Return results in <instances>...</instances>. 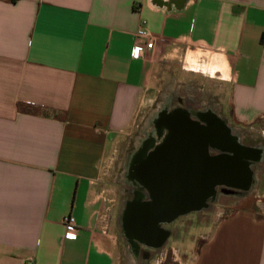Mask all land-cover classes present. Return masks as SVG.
Segmentation results:
<instances>
[{
  "label": "crops",
  "instance_id": "obj_1",
  "mask_svg": "<svg viewBox=\"0 0 264 264\" xmlns=\"http://www.w3.org/2000/svg\"><path fill=\"white\" fill-rule=\"evenodd\" d=\"M261 37L264 0H0V264H119L103 175L157 72L222 73L227 122L264 127ZM253 191L201 208L174 264H264V176Z\"/></svg>",
  "mask_w": 264,
  "mask_h": 264
},
{
  "label": "flooded vegetation",
  "instance_id": "obj_2",
  "mask_svg": "<svg viewBox=\"0 0 264 264\" xmlns=\"http://www.w3.org/2000/svg\"><path fill=\"white\" fill-rule=\"evenodd\" d=\"M188 100V97L178 93L169 95L163 105L165 113L186 112L189 121L207 127L210 131L215 130V124L211 118V114H215V111L209 108L211 106H205L203 110H200V108H195V103L190 104L193 99L192 102ZM216 113L227 126L225 117ZM185 122V119L181 117L166 119L164 113L158 116L154 121L158 131L156 138L144 139L131 157L128 167L132 181L129 189L131 205L126 210L127 217L124 218L123 233L128 237L137 260L139 254H141V259L150 260L165 242L164 240L156 245L152 236L140 240L138 237L139 207L159 206L160 220L153 223L152 229L161 230L171 236L173 230L167 225L181 216L194 213L198 215L201 208H208L210 200L215 199L217 194L215 188L232 190L224 182L217 183L213 191L205 196L200 206V189L210 187L213 183L212 165L208 162L206 168L207 160L203 161L199 142L194 135L187 133L188 124ZM221 139L220 133L219 142L222 141ZM256 151L259 156L256 159H250L253 167L264 161V147H259ZM221 153L226 154L224 151L217 150L209 140L205 154L207 159ZM249 168L252 171L250 166ZM233 190L238 191L239 189L236 187Z\"/></svg>",
  "mask_w": 264,
  "mask_h": 264
},
{
  "label": "rangeland",
  "instance_id": "obj_3",
  "mask_svg": "<svg viewBox=\"0 0 264 264\" xmlns=\"http://www.w3.org/2000/svg\"><path fill=\"white\" fill-rule=\"evenodd\" d=\"M197 62L201 66H210L211 64L207 60L198 59ZM174 66L175 65L168 66V64L162 65L161 69L157 72V77H154V82L149 85L143 103L140 105L132 123L124 134V139L121 140L117 146V151L111 160L107 162L108 167L103 175L104 181L101 187L106 193L108 203L113 204L115 222L119 226L117 232L119 264H154V262H159L160 257H164L163 253L165 248H169V253H167V257L164 259L163 264L180 262V260L184 258L182 254L188 252L190 247L196 243L195 239L199 231L206 228V226L199 223L196 213L177 218L168 225L173 229L174 233L169 237L166 244H163L148 261L142 260L140 258L141 254H139L138 260L135 258L128 237L122 232L125 211L131 205V203H129V189L132 181L130 180L128 172L130 160L134 151L141 145L144 139L156 138L158 131L154 121L158 116L166 112L163 107L166 98L169 95L178 93L188 97V101L193 99V102L191 101L192 103H189H195V108L203 110V107L210 105L211 107L209 108L215 111L216 115V112L223 115V110H221L224 108L223 97L218 93V85L223 82V79L216 78L217 76L221 77L222 73H216L218 75L215 77L216 74L212 76L201 70L191 71L186 68L183 69L182 66ZM225 112L227 113L226 107ZM227 127L230 130V134L235 137V140L241 145L256 148L257 150L259 147H264V127L262 124H257L249 128L243 126L238 127L235 124H229L227 122ZM222 142L223 144H217V150L230 153L226 140H222ZM249 166L252 168V171H250L251 182L245 192L230 193L228 190L221 189V191L224 192L222 193L218 188L219 190L217 189L218 192L214 201V203L216 202L215 205L218 207L212 205L211 207L205 208V211L209 210L212 213L216 211L217 215L220 216L228 213L233 207L229 208L226 204L230 201L237 200L240 196L245 195L247 192L250 193L257 188V183H259L262 176H264V162L261 164L258 163L253 167L251 165V160H249ZM261 189L262 188H260L259 191H262ZM253 193L255 192L253 191ZM171 248H173V253H171Z\"/></svg>",
  "mask_w": 264,
  "mask_h": 264
},
{
  "label": "water",
  "instance_id": "obj_4",
  "mask_svg": "<svg viewBox=\"0 0 264 264\" xmlns=\"http://www.w3.org/2000/svg\"><path fill=\"white\" fill-rule=\"evenodd\" d=\"M166 119L181 117L185 119V123L188 125L187 133L194 135L199 142V150L203 161H206V168L208 167L207 163L210 162L212 165V181L210 187H205L200 189L201 199L200 206H202L204 198L206 195L213 191V187L217 183H225L226 186L232 188L231 192L244 193L246 188L251 182V170L249 168V160L256 159L258 151L255 148L247 147L241 145L235 140L230 134V130L227 126L224 125L223 121L216 114H211V118L215 124V130H208L207 127L199 125L196 122L189 121L188 115L186 112H174V113H164ZM221 129V130H220ZM219 131H221V140H226L227 147L230 150V153L219 154L210 157H206V146L209 140L211 144L215 147H218L217 144H223L219 142ZM210 137H212L210 139ZM253 153L257 155H253ZM239 189L235 191L233 189ZM229 191V190H228ZM160 207L157 205H143L139 207V226L140 231H138V237L140 240H145L147 237H154V244H160L167 237V234L158 229H152L153 223H156L160 220ZM124 217H127L125 211Z\"/></svg>",
  "mask_w": 264,
  "mask_h": 264
},
{
  "label": "built area",
  "instance_id": "obj_5",
  "mask_svg": "<svg viewBox=\"0 0 264 264\" xmlns=\"http://www.w3.org/2000/svg\"><path fill=\"white\" fill-rule=\"evenodd\" d=\"M136 37L139 40H142L144 43V48L151 49L154 43V37L152 33L144 26H141L136 31ZM137 49H139L137 51ZM143 47L139 44L133 46V55H139L142 51ZM63 224L67 228H74V217L71 214H66L62 218ZM67 236H73L71 233H67Z\"/></svg>",
  "mask_w": 264,
  "mask_h": 264
},
{
  "label": "trees",
  "instance_id": "obj_6",
  "mask_svg": "<svg viewBox=\"0 0 264 264\" xmlns=\"http://www.w3.org/2000/svg\"><path fill=\"white\" fill-rule=\"evenodd\" d=\"M261 41L264 42V38L263 37H261Z\"/></svg>",
  "mask_w": 264,
  "mask_h": 264
},
{
  "label": "bare ground",
  "instance_id": "obj_7",
  "mask_svg": "<svg viewBox=\"0 0 264 264\" xmlns=\"http://www.w3.org/2000/svg\"><path fill=\"white\" fill-rule=\"evenodd\" d=\"M253 155H257V154L253 153Z\"/></svg>",
  "mask_w": 264,
  "mask_h": 264
},
{
  "label": "clouds",
  "instance_id": "obj_8",
  "mask_svg": "<svg viewBox=\"0 0 264 264\" xmlns=\"http://www.w3.org/2000/svg\"><path fill=\"white\" fill-rule=\"evenodd\" d=\"M139 49H137V51H138Z\"/></svg>",
  "mask_w": 264,
  "mask_h": 264
}]
</instances>
